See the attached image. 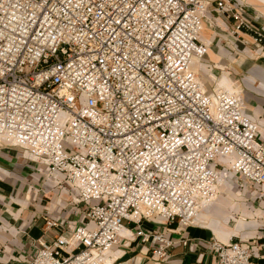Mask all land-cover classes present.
I'll use <instances>...</instances> for the list:
<instances>
[{"label": "built area", "instance_id": "2783aa9c", "mask_svg": "<svg viewBox=\"0 0 264 264\" xmlns=\"http://www.w3.org/2000/svg\"><path fill=\"white\" fill-rule=\"evenodd\" d=\"M209 5L0 0V142L23 146L86 206L69 233L51 243L36 238L28 264H103L122 233L163 257L173 242L144 230L143 219L194 224L230 171L264 188V145L243 97L215 86L206 92L191 69L207 48L199 34L210 11L229 14L232 33L253 31L263 48L264 34L244 5ZM210 251L215 260L202 264H251L254 254L233 236L211 241Z\"/></svg>", "mask_w": 264, "mask_h": 264}, {"label": "crops", "instance_id": "0c3cea01", "mask_svg": "<svg viewBox=\"0 0 264 264\" xmlns=\"http://www.w3.org/2000/svg\"><path fill=\"white\" fill-rule=\"evenodd\" d=\"M208 1L212 9L216 0ZM230 1L244 5L243 16L264 34V0ZM234 25L229 14L210 11L202 18L199 40L207 48L193 59L191 69L208 92L215 86L243 97V113L256 123L257 137L264 145V48L255 42L253 31L241 28L232 33ZM22 148L0 142V264H28L38 248L36 238L42 236L51 243L60 233H69L82 220L86 207L75 205L73 195L55 188L53 180H41L44 163L29 159ZM226 165L227 159L221 158L220 168ZM44 216L58 226L46 228ZM193 223L143 219L144 230H160L173 242L166 254L153 255L148 246L122 233L106 264L209 263L215 260L210 242L224 243L230 236L254 249L251 264H264V188L230 171L217 198L200 209Z\"/></svg>", "mask_w": 264, "mask_h": 264}, {"label": "rangeland", "instance_id": "374dc122", "mask_svg": "<svg viewBox=\"0 0 264 264\" xmlns=\"http://www.w3.org/2000/svg\"><path fill=\"white\" fill-rule=\"evenodd\" d=\"M65 117H66V113L61 112L60 113V123L61 124L63 123V120ZM62 145H63L64 149H72L73 150V147L71 146V144L67 140H64ZM33 165H34V167H37L36 163H34ZM42 170H43V172H41V174H39L41 176V180H43V181H45L46 179L58 180V181H60L59 182L60 184L56 185L55 188H57L59 191L61 189H65L67 191L68 195L75 196V191H73V189H71L69 186H67L66 183L62 180V178H60V177L54 178V176H50V175L47 176L46 168H42ZM59 185H61V187H58ZM64 194H66V193H64Z\"/></svg>", "mask_w": 264, "mask_h": 264}, {"label": "bare ground", "instance_id": "6f19581e", "mask_svg": "<svg viewBox=\"0 0 264 264\" xmlns=\"http://www.w3.org/2000/svg\"><path fill=\"white\" fill-rule=\"evenodd\" d=\"M195 57H198V56H195V55H194L193 58H192V62H193V59H194ZM205 91L208 92L207 90H205ZM32 159H35V158H32ZM59 175H60V174H59ZM217 196H218V195H217ZM212 201H213V200H212ZM210 202H211V201H209V202H207L206 204L202 205V206H201V209H202L204 206H206L208 203H210ZM227 241H228V240H227ZM227 241H226V242H227ZM108 258H109V257L106 255L103 264H106V263H107Z\"/></svg>", "mask_w": 264, "mask_h": 264}]
</instances>
